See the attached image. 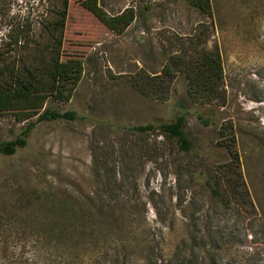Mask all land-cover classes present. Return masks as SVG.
Listing matches in <instances>:
<instances>
[{"label": "rangeland", "instance_id": "rangeland-1", "mask_svg": "<svg viewBox=\"0 0 264 264\" xmlns=\"http://www.w3.org/2000/svg\"><path fill=\"white\" fill-rule=\"evenodd\" d=\"M38 2L0 0V50L9 47L11 25ZM58 2L42 0L39 18H53L46 9ZM99 3L109 15L131 6L140 14L114 33L71 0L62 48L78 78L70 99L10 96V109L0 112V145L23 134L28 122L17 115L48 107L79 116L37 123L26 147L0 153V264H264V0H210L212 18L187 0ZM203 29L222 58L224 105L193 102L181 75L164 102L131 86L139 71L162 74L168 52H181L176 39ZM47 40L36 25L7 61L33 62ZM180 114L189 152L157 128L142 129ZM229 131L252 204L231 197L227 185L216 196L202 176L231 162L221 139ZM62 196L77 204L54 201Z\"/></svg>", "mask_w": 264, "mask_h": 264}, {"label": "trees", "instance_id": "trees-1", "mask_svg": "<svg viewBox=\"0 0 264 264\" xmlns=\"http://www.w3.org/2000/svg\"><path fill=\"white\" fill-rule=\"evenodd\" d=\"M77 1L114 33L125 31L138 19L140 14V11L131 6L122 13L109 15L100 6L99 0ZM187 1L204 16L212 18L210 0ZM41 2L42 0H39L37 7H28L22 21L11 25L9 29V47L4 51L0 50V112L10 109L8 108L10 96L45 94L54 97L58 101H67L77 85L78 78L72 75L69 64L62 60L63 33L71 0H59V4H53V8H47V14L53 16V18L47 20H45L46 16L39 18L43 15L39 10ZM36 25H40L45 34L48 35V44L39 49L40 56L35 58L33 62L20 59L18 65L14 63L16 60L7 61V55L10 57V54H13L18 47L21 48L22 45L29 44ZM205 26L206 24H204ZM170 41L172 40L170 39ZM208 41L209 33L207 29L200 30L198 34L191 35L188 39L177 38L175 43L180 46L181 52H168L167 63L162 69V74L153 75L143 70L139 71L131 76V86L144 97L164 102L170 97L175 79L181 75L186 79L187 96L193 102L202 106L214 103L224 105L227 96L224 86L223 62L219 49L217 47L208 48ZM35 115H37V120L29 122ZM16 117L18 121L28 122V124L21 136L0 145V153L4 155H13L19 148L26 147L28 137L37 123L59 119L76 120L79 116L72 110L62 112L47 107L42 112L22 114ZM186 125L185 115L180 114L174 121L162 122L158 126L150 124L142 127V129L157 128L162 134L177 139L180 148L189 152L193 148V143L186 132ZM223 134L221 139L225 141L224 146L232 155L231 162L218 165L212 173H209V176L203 172L202 176L206 178V184L212 187V191L216 196H221V186L227 185L231 197H236L238 201L241 199L245 204H252L240 168L241 158L236 147L235 133L229 131ZM53 198L51 195L48 201L52 202ZM87 199L83 197L78 201L84 200V203H90V200ZM54 201H58L56 203L60 205L77 204L71 196H62L61 199H54ZM60 211L68 212L76 211V209L64 208ZM110 211L106 214L107 218L113 216Z\"/></svg>", "mask_w": 264, "mask_h": 264}]
</instances>
